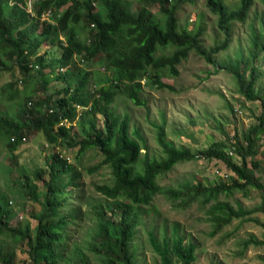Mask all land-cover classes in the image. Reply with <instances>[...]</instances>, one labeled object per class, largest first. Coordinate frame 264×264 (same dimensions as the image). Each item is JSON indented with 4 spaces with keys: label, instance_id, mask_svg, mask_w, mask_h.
<instances>
[{
    "label": "trees",
    "instance_id": "obj_1",
    "mask_svg": "<svg viewBox=\"0 0 264 264\" xmlns=\"http://www.w3.org/2000/svg\"><path fill=\"white\" fill-rule=\"evenodd\" d=\"M138 1L136 13L132 0H34L31 10L26 0H0V73L19 68L26 74L23 89L16 81L0 85V139L7 140L10 153L33 131L43 132L49 143L78 147L77 157L96 148L103 159L89 168L90 173L108 166L112 174L110 183L95 185L106 203L93 207L88 216L93 224L82 242L74 244L73 229L82 221L81 206L73 198V189L80 186V166L53 154L48 169L35 170L39 187L23 174L22 186L41 209L33 215L35 226L30 221L12 224L15 212L9 198L0 193V236L5 238L0 241L1 264H15L16 252L8 239L26 246V264H95L93 260L99 264H142L138 249L144 208L161 193L181 200L185 207L196 201L208 207L211 236L235 219L255 220V213L264 214V184L254 172L260 163L249 160L258 153L254 140L263 129L264 113L243 139L236 137L231 145L217 141L197 152L175 146L167 137L163 120L155 124L162 153L154 155L130 114L119 110L117 104L123 95L134 105L145 107L143 81L171 88L162 77L178 76V65L194 51L217 71L226 69L234 74L239 91L248 100H261L264 105V96L256 91L258 68L249 74L245 68L241 70L248 61L241 53L234 56L236 63L217 58L228 50L233 24L247 20L254 0H238L237 5L226 0L206 1L217 17V29L225 35L212 48L204 44L203 23L193 30L180 26L177 10L183 0ZM150 4H158V13ZM261 24L263 34L253 39L250 52L254 60L264 49V19ZM166 49V53H159ZM99 59L105 73L91 68ZM46 71L56 73L52 83L41 81ZM50 85L55 92H49ZM37 89L45 96L35 95ZM78 107L83 113L79 114ZM200 158L224 163L230 182L168 189L159 184V176L175 165ZM45 173L48 179H43ZM251 188L262 192L261 203L255 208L241 204L235 208L220 200L222 195ZM157 228L148 230L147 236L158 264H195L197 245L186 240L179 226L170 231ZM243 245V251L250 245L264 246V234L261 240L251 236Z\"/></svg>",
    "mask_w": 264,
    "mask_h": 264
},
{
    "label": "rangeland",
    "instance_id": "obj_2",
    "mask_svg": "<svg viewBox=\"0 0 264 264\" xmlns=\"http://www.w3.org/2000/svg\"><path fill=\"white\" fill-rule=\"evenodd\" d=\"M132 1V8L137 13L140 2ZM206 1L183 0L178 6L177 16L180 26L192 30L203 23L204 44L212 48L216 41H223L225 35L217 29V17L207 7ZM226 2L230 5L238 4V0H226ZM149 8L158 13V4H150ZM62 10H65V7ZM263 19L264 0H254V6L247 20L233 24L231 45L228 50L217 58L236 63L234 56L236 53H241L243 59L248 60L246 67L241 65V70L245 68L246 74H249L251 69L258 68L260 75L257 79L256 91L264 96V49L258 51L257 60H254L250 53L253 39L256 35L263 34L261 30ZM167 51L168 49L161 50L159 53ZM101 64L102 59H99L91 68L102 73L104 68ZM178 70V76L164 75L161 79L171 88L159 87L146 79L143 81L145 89L142 97L146 101L145 107L134 105L123 95L117 99L119 110L130 114L132 123L140 129L151 154L162 153L157 141L155 124L163 120H165L168 139L172 140L175 146L188 148L193 152L205 150L217 141H225L231 145L234 143V138L243 139L252 126L260 123L259 117L264 113L262 101L248 100L239 91L237 80L230 71L226 69L217 71L215 65L208 63L194 51L178 65ZM46 72L41 77V81L52 83L56 73ZM25 75L19 68L4 70L0 73V85L16 81L17 86L23 89ZM36 85L39 86L37 82ZM49 88V92L56 91L52 85ZM35 95L45 96L43 90L39 89L36 90ZM2 107L0 103V108ZM83 111V108L78 107L79 114ZM65 123L68 124L67 121ZM73 132H76V129ZM254 144L258 148V153L249 157V160L260 163L254 172L257 179L264 184V126L256 136ZM77 150L78 147L70 144L49 143L45 134L38 131L28 132L25 141L13 153L9 151L7 140L0 139V193H4L9 198L15 212L12 224H22L26 221H30L32 226L37 224L33 215L41 207L31 199L22 186L23 174L29 176L32 183L39 187L41 182L36 178L35 170L48 169L53 154H61L69 162L80 166V186L73 189V198L75 204L81 206L82 221L79 222L78 227H74L71 242L73 244L82 242L88 232L87 229L93 224L88 217L94 211L93 207L106 203L105 197L97 192L95 185L110 183L112 174L108 166L90 173L89 168L96 166L103 159L98 149H88L81 157H77ZM233 156L236 162L240 161L235 153ZM229 175L224 163L216 159L200 158L175 165L172 170L159 176L158 182L163 189L178 188L184 184L196 185L201 182L205 186H212L230 182ZM43 179H48V174L45 173ZM261 195L260 190L251 188L246 192L236 191L233 195H222L220 200L231 203L235 208L241 204L245 208L252 209L261 203ZM253 217L258 221L235 219L220 233L211 236L213 226L208 220V207L200 201L185 207L181 200H173L161 193L155 196L151 205L144 208V227L142 226L139 232V260L142 264H158V256L148 243V230L158 227V230L167 228L170 231L174 226H179L186 240L193 241L197 245L195 264H263L264 246L250 245L243 251L244 241L251 236L263 239L264 227L261 223H264V214L258 212ZM4 239V236H0V241ZM6 242H10V248L16 252L15 264L29 262L24 244H14L10 239ZM93 262L99 264V260Z\"/></svg>",
    "mask_w": 264,
    "mask_h": 264
},
{
    "label": "built area",
    "instance_id": "obj_3",
    "mask_svg": "<svg viewBox=\"0 0 264 264\" xmlns=\"http://www.w3.org/2000/svg\"><path fill=\"white\" fill-rule=\"evenodd\" d=\"M26 2H27V4H28L29 9L31 10L34 0H26ZM234 153H235V152H234L233 150L230 151V154H231L232 156L234 155Z\"/></svg>",
    "mask_w": 264,
    "mask_h": 264
}]
</instances>
